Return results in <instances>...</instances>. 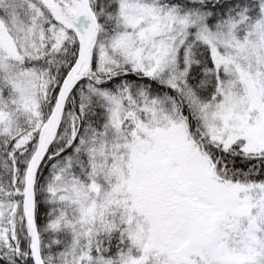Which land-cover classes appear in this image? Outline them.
<instances>
[{"label": "snow or ice", "instance_id": "6c2138e0", "mask_svg": "<svg viewBox=\"0 0 264 264\" xmlns=\"http://www.w3.org/2000/svg\"><path fill=\"white\" fill-rule=\"evenodd\" d=\"M0 264H264V0H0Z\"/></svg>", "mask_w": 264, "mask_h": 264}]
</instances>
